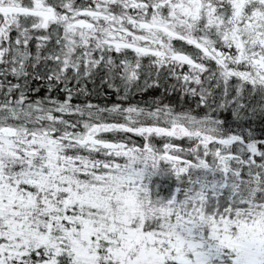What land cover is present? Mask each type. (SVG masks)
<instances>
[{
	"label": "snow or ice",
	"instance_id": "1",
	"mask_svg": "<svg viewBox=\"0 0 264 264\" xmlns=\"http://www.w3.org/2000/svg\"><path fill=\"white\" fill-rule=\"evenodd\" d=\"M0 264H264V0H0Z\"/></svg>",
	"mask_w": 264,
	"mask_h": 264
}]
</instances>
